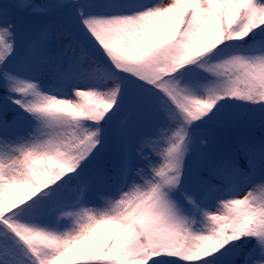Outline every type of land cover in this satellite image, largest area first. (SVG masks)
Listing matches in <instances>:
<instances>
[{"label": "snow or ice", "instance_id": "1", "mask_svg": "<svg viewBox=\"0 0 264 264\" xmlns=\"http://www.w3.org/2000/svg\"><path fill=\"white\" fill-rule=\"evenodd\" d=\"M0 264H264V0H0Z\"/></svg>", "mask_w": 264, "mask_h": 264}]
</instances>
